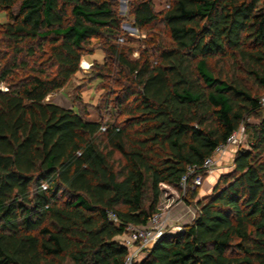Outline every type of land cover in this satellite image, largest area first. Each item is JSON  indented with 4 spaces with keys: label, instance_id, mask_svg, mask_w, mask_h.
Instances as JSON below:
<instances>
[{
    "label": "trees",
    "instance_id": "16d2710c",
    "mask_svg": "<svg viewBox=\"0 0 264 264\" xmlns=\"http://www.w3.org/2000/svg\"><path fill=\"white\" fill-rule=\"evenodd\" d=\"M116 7L0 0V264H124L126 228L146 227L162 187L179 192L189 169L205 178L204 161L240 127L248 148L232 172L133 264H264V0H167L159 12L134 0V26L151 30L134 61ZM92 40L105 56L92 76L116 88L100 121L46 101Z\"/></svg>",
    "mask_w": 264,
    "mask_h": 264
},
{
    "label": "rangeland",
    "instance_id": "374dc122",
    "mask_svg": "<svg viewBox=\"0 0 264 264\" xmlns=\"http://www.w3.org/2000/svg\"><path fill=\"white\" fill-rule=\"evenodd\" d=\"M117 4V15L121 19V28L125 34L123 41L119 44L130 49L132 51L129 56L131 60H137L140 57L142 50L147 48V40L150 35L149 30H139L134 26L133 16L130 12V5L134 0H114ZM156 12L161 11L167 7V0H151ZM8 22L5 12L0 11V25H4ZM161 30L160 26H157L153 31ZM92 55H87L82 58V61L91 67L87 70H82L61 90L49 95L46 101L57 104L63 108L71 109L75 111L79 110L82 116L89 121H100L101 114L99 107H102L101 101L106 93V88L116 89L115 81L111 80L113 77H108L106 80L94 79L92 76L94 67L96 64L102 65L104 63V53L100 50V44L96 40L91 41ZM86 67V66H85ZM84 67V68H85ZM6 86L0 84V91H5ZM261 95V94H260ZM108 113V112H107ZM116 111L109 112L106 115L105 122H113L117 118ZM122 119V117H119ZM247 124H256V120L250 118L247 120ZM244 126V125H242ZM247 143L240 145V149H247ZM233 154H224L215 168L205 178L203 177V184L196 191L195 196L184 195L178 191H172L168 188L162 187V195L160 198L159 211H168L172 224L175 225H188L190 224L197 213L196 204L198 201H203L208 197L216 185L219 178L223 175L229 174L233 169ZM173 195L172 198H169ZM188 197L187 201L184 198ZM170 204V205H169ZM172 211V212H171ZM165 216V215H164ZM143 253L138 256L136 261L143 258Z\"/></svg>",
    "mask_w": 264,
    "mask_h": 264
},
{
    "label": "built area",
    "instance_id": "2783aa9c",
    "mask_svg": "<svg viewBox=\"0 0 264 264\" xmlns=\"http://www.w3.org/2000/svg\"><path fill=\"white\" fill-rule=\"evenodd\" d=\"M90 67V65L81 60V71L87 70ZM260 104L264 108V95L260 99ZM245 142L246 135L244 133V128L240 127L239 130L234 132L227 139L225 144L218 146L212 156L204 161L202 165L203 173L206 175L211 173L219 162V159L224 154L236 153L240 148V145H243ZM194 173V169H189L188 173L181 179L178 187L182 197H184V195H186L189 191H195L197 188L202 186L204 181L203 174L194 175ZM191 177L193 178L189 182ZM109 219L116 222V219L113 216H110ZM170 219L168 211H159L151 217L146 227L139 228L132 225L128 226L121 238V244L128 251L124 264H133L140 254H142L145 250L150 249L166 235L170 233H181L183 226L172 224Z\"/></svg>",
    "mask_w": 264,
    "mask_h": 264
},
{
    "label": "crops",
    "instance_id": "0c3cea01",
    "mask_svg": "<svg viewBox=\"0 0 264 264\" xmlns=\"http://www.w3.org/2000/svg\"><path fill=\"white\" fill-rule=\"evenodd\" d=\"M163 187H164V188H168L169 190H172V191H173V189H171V188H169V187H167V186H163ZM174 191H175V190H174ZM174 191H173V192H174ZM175 192H176V191H175ZM175 192H174V193H175ZM172 197H173V195L171 194V196H170L169 198H172ZM159 205H160V202H159ZM169 205H170V204H169ZM171 212H172V211H171Z\"/></svg>",
    "mask_w": 264,
    "mask_h": 264
},
{
    "label": "water",
    "instance_id": "95a60500",
    "mask_svg": "<svg viewBox=\"0 0 264 264\" xmlns=\"http://www.w3.org/2000/svg\"><path fill=\"white\" fill-rule=\"evenodd\" d=\"M1 92V91H0Z\"/></svg>",
    "mask_w": 264,
    "mask_h": 264
}]
</instances>
